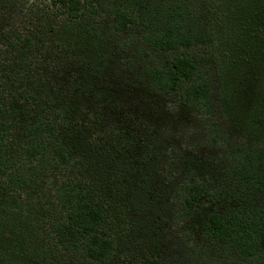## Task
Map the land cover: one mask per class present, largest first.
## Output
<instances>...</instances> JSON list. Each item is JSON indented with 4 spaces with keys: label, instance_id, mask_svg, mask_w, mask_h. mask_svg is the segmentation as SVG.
<instances>
[{
    "label": "trees",
    "instance_id": "16d2710c",
    "mask_svg": "<svg viewBox=\"0 0 264 264\" xmlns=\"http://www.w3.org/2000/svg\"><path fill=\"white\" fill-rule=\"evenodd\" d=\"M214 1L0 0L3 264H159L129 258L136 230L264 264V143L225 122ZM255 52L241 103L264 133Z\"/></svg>",
    "mask_w": 264,
    "mask_h": 264
},
{
    "label": "rangeland",
    "instance_id": "374dc122",
    "mask_svg": "<svg viewBox=\"0 0 264 264\" xmlns=\"http://www.w3.org/2000/svg\"><path fill=\"white\" fill-rule=\"evenodd\" d=\"M219 4L216 2L219 22H216L213 34L216 46L214 52L220 59L222 69L220 86L222 85L223 90L222 102L225 111V122L233 134L240 136L245 133L246 138H250L251 141L264 143V133L257 131L262 126L251 121L249 115L243 110L241 103L244 86L250 84L251 77V71L248 67L250 66L247 56L248 51L256 50L253 56L259 63L260 76L264 74V43H257V41L262 40L258 38L257 29L259 26L255 23L250 31L244 27L246 13H255L258 16L257 21L264 17V0H219ZM249 4H251V7H249ZM232 17L235 21L234 24L226 28L223 20ZM241 28L243 29L241 30ZM262 37L264 38V34H262ZM254 72H257V67ZM63 140L66 147H71V156L74 157L75 153H78V149L75 148L76 141L70 139L69 136H64ZM200 212L193 219V227L200 222V215L206 213L204 211ZM134 233L137 237L135 243L138 246L129 258H133L140 253L148 254L150 252L149 254H151L154 252V255H157L159 264H219L217 254H215L217 250L209 243L200 242L202 247L190 249L189 246L187 248L178 246L175 240L169 241L170 243L165 240V244L161 245L157 238H146V236L139 234L137 230ZM173 236L175 235L173 234ZM2 253L3 251L0 248V255ZM2 259L3 257L0 259V264H3Z\"/></svg>",
    "mask_w": 264,
    "mask_h": 264
}]
</instances>
